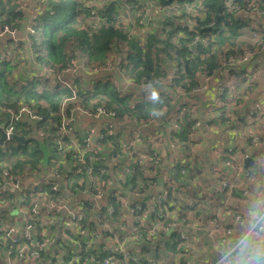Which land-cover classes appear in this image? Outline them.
Listing matches in <instances>:
<instances>
[{
    "label": "trees",
    "instance_id": "1",
    "mask_svg": "<svg viewBox=\"0 0 264 264\" xmlns=\"http://www.w3.org/2000/svg\"><path fill=\"white\" fill-rule=\"evenodd\" d=\"M21 5L35 10L28 15V10H17ZM25 25L35 31L30 35L34 51L29 56L23 45ZM4 26L16 30L21 42L17 44L8 35L0 37V125L6 130L11 127L12 134L23 136L25 140H10L0 146V224L9 227L18 224L16 233H19V227L28 221L19 215L22 209L34 208L37 204L43 212L51 203L70 202L76 218H61V224H70V227H59L56 222L46 226L47 230L56 229L52 231L50 244L56 235L66 236L57 239L52 248L62 250L61 264H102L105 255L99 248L104 246L101 243L105 238L101 242L98 238L105 233L100 232L98 224L114 227L112 233L103 237L118 236L121 240L126 235L116 224H142L135 235L144 240L147 234L153 233L156 224L164 221L168 213L165 208L176 209L177 220L185 218L187 223H192L190 216L202 215V224H214L209 219L215 216L211 205H217L221 208L220 216H226L220 222L222 227H234L232 246L246 234L253 211H250L252 203L248 200L251 197H243L241 192L259 189L264 193V182L259 178V173L264 175V148H260V158L252 157L260 162L256 171H249L251 178L243 180L242 186H235L230 192L206 180L204 163L189 157L187 148L199 144L194 138L196 132L205 142L217 128L224 140L214 137L220 156L213 160L211 170H220V179L226 173L221 161L242 165L251 138L264 135L254 129L264 112V104L258 109L261 101L253 104L251 112L244 108L245 113L240 114L243 99L250 93L249 85H253L252 69L246 72L244 69L250 63L255 66L263 53L259 49L264 42V0H0V31ZM244 50H251L253 57L240 63L242 71L235 74L230 58L238 60ZM10 52H15L16 56L12 58ZM31 60L42 68L51 69L53 77L31 79L29 73L35 71ZM72 60L76 70L73 82L63 76L67 74L65 70L72 68ZM116 60L119 63L114 67ZM100 66L111 69L90 73ZM113 70L116 72L111 73ZM226 74L230 78L242 77L241 80L233 79L236 85L233 86L224 80L228 79ZM244 79L249 82L244 83ZM62 80L72 88L61 83ZM206 82V91L193 94V89ZM239 85H244L242 90ZM153 86L162 89V103H153L148 98ZM217 91L218 95L222 91L218 102L204 96ZM23 107L30 108L43 120H31L22 113L19 119L12 121L11 114L5 111ZM202 107L206 112L198 113ZM71 109L74 116L68 115ZM154 110L164 115L153 117ZM59 111L71 119L67 124L73 127V136L62 134ZM197 113L207 117L220 114L200 125ZM103 117H110L113 122L102 121ZM76 120L84 122L81 128L86 131L80 139ZM120 123L124 125L123 130L116 127ZM89 126L98 129L93 133ZM146 127L150 130L143 136L140 128ZM109 128L113 132L107 136ZM118 131L127 134L120 135ZM220 140L224 143L218 145ZM135 141H138L136 146H129ZM152 142H163V147L157 149ZM171 143H175L173 153L180 152L179 157L171 154ZM201 148H207L210 158L214 157V148L206 143ZM135 155L158 163L166 157L175 165L167 169L157 164L155 170L154 166L134 160ZM162 169L175 176V182H160L157 172ZM153 171L155 174L149 178L148 173ZM191 172L194 174L189 178L196 185H190L185 179ZM200 173L204 175L200 180L207 187L200 185ZM7 174L17 176L18 188L8 184ZM31 176L36 180L25 185L23 181ZM156 183L160 191L165 188L169 193L161 204L149 203ZM211 188L221 194H215ZM93 194H98L100 199L93 202L89 197ZM123 200L128 205L139 202L143 210L130 215ZM179 200L184 202L183 209L177 206ZM95 204L100 205L101 210ZM79 205H83L82 211H78ZM14 206L17 210L13 214ZM108 206L113 207V214L109 213ZM236 215L241 216L242 224L233 223ZM30 222L39 225L33 233L42 240L41 219ZM166 229L161 230V234H165ZM188 235L194 234L188 232ZM250 235L233 251L232 257ZM220 238L219 231L214 242L207 239V244L198 248L207 252L206 255L202 258L193 254L194 264L206 260L205 264H213L221 254L228 252L230 245L222 244ZM91 240L93 244L90 245L87 242ZM160 241L161 244H154L150 239L144 244L140 242L141 249L133 252L142 258L138 264H189L184 258L189 240L183 243L179 235L172 232L170 238L163 240L161 236ZM11 242V236L0 239V264L4 250L12 247ZM191 242L194 243L192 239ZM253 242H264V233L254 236ZM149 243L154 247L150 248ZM213 243L221 252L213 250ZM182 244L186 246L181 247ZM179 251L182 255L174 260ZM146 254L151 257L150 261ZM232 264L238 262L232 260ZM260 264H264L261 256Z\"/></svg>",
    "mask_w": 264,
    "mask_h": 264
},
{
    "label": "built area",
    "instance_id": "2",
    "mask_svg": "<svg viewBox=\"0 0 264 264\" xmlns=\"http://www.w3.org/2000/svg\"><path fill=\"white\" fill-rule=\"evenodd\" d=\"M27 28L29 29L30 27H27ZM2 35H8L10 36L12 40H14V37H16V35L18 36V32H16L15 30H9L7 26H4L3 30L0 31V37H2ZM27 35L30 36L31 34H29L27 30H25L24 38ZM261 46H262V49H264V42ZM250 56H251L250 54L244 55L243 59L241 60V63H245L250 58ZM71 63H72V68L65 70L66 73L67 72L74 73L76 71L75 63L74 62H71ZM230 63L235 64L234 58L232 57L230 58ZM106 71H109L108 67L101 68V69L93 68L91 69L90 73L95 74V73H101V72H106ZM206 89H207V82L201 85L200 87L193 89V92L195 91L204 92L206 91ZM24 111H26V108L24 107L20 108L19 113L20 112L25 113ZM28 118L31 120H35V119H39L40 117L34 114V118H30V117ZM61 123H62L61 125H63L62 117H61ZM8 135H12L11 129H8ZM261 145H264V138L258 135H254L251 138L249 144L247 145L248 151L245 154L244 159L249 158V157L252 158L253 156L258 157L260 155L259 149L261 148L260 147ZM221 165L224 168H226V173L220 179L217 180L220 190H227L230 192L231 190H233V188L238 183L242 182L243 180H246L249 176V172L247 170H244L241 165L233 163L230 160H226V161L222 160ZM263 169H264V165H263ZM5 177L8 180V184L10 186L14 188H18L20 180L17 178V176H10L9 174H7V176L5 175ZM262 181L264 182V180ZM52 190L53 191L56 190V187H52ZM82 193H84V191H82ZM168 195H169L168 190L163 188L158 194H155L152 196L149 203L161 204L167 199ZM241 195L243 197L245 196L251 197L254 200V202L257 205H259L260 210L258 211V214H259L258 219L256 221L252 220L251 222V224L253 223L256 224V227L252 229V232H258L259 235L264 233V230H262L264 229V193H261L259 189H257L256 192H255V189H244L241 192ZM89 197L91 198V200H93V202L100 199L98 194H93V195H90ZM122 204L127 207V209L129 210L127 211L129 212L130 215L134 214L136 211L143 210V206L139 202H135L133 205H128L126 200H123ZM95 205L99 207V210H101L100 205L98 204H95ZM48 207L49 208H47L45 211L42 212L40 211L41 207L35 204L34 208L30 209L29 215H26L25 214L26 211L24 210L19 212V215H22L28 220L26 224H23L19 227V230H20L19 233H16V227L18 224H13L12 226L8 228V230H5L4 224H0V239L4 240L7 237L11 236L12 242H13L12 247L9 249H5L2 254L4 257L5 264H61L63 252L58 250L57 248L56 250H52L50 248L52 246H49L50 243L48 241L52 238L53 234L52 232H49L47 230L46 226H49L50 224H42L43 228L41 230V237H40L42 240H40V239H37V237L33 233L35 230V227L39 228V225L37 226L36 222L34 224V223H31L30 221L34 220L35 218H36V221H39L40 220V218L38 217L39 215H42L48 219L52 218L53 216L63 215L67 217L69 216L72 220L76 218V215H75V212L71 208L70 202L51 203ZM82 209H83V205H79L78 211L79 210L82 211ZM108 210H109V213L113 214L114 212L113 207L108 206ZM220 214H218L217 218L219 217L218 220L222 222V220L225 219L226 216H220ZM240 217H241L240 215H236L235 218H233V223L235 224L239 223L238 225L242 224V220ZM97 219L100 221L99 216H97ZM186 222L187 221L185 218H182L180 220L176 219V222L175 221L173 222L174 224L168 225L169 228L174 229L169 232H176L179 235V238L180 240H182V242L188 240L189 238L188 232H192L194 234L192 235L193 238L196 236L203 237V238L206 237L205 238L206 240L208 239L209 241H211L209 237L211 238L213 237L212 242H214V239L218 236L219 231H220L221 243L230 245V249L228 250V252L221 254L219 259L213 264H225V262H228V264H232L231 258L233 255V251L250 234V231L248 230L246 234L244 235V237H242L234 246H232V243L235 240L233 237L234 227H227L224 229L222 227V224L220 222L218 223L216 220L213 222L214 224L211 225L212 227L210 229L207 226L209 224H204L205 228L203 229L201 228L194 229V227L196 226H189ZM65 225H66V228L70 227V224H65ZM129 225H131V227ZM129 225L128 224H116L117 227L123 230L125 235L136 236L135 232L142 228V224H139V223L134 226L133 224H129ZM98 227L100 229V232L105 233V234L112 233L113 228H114L113 226L106 224V223L98 224ZM192 230H197V231L202 230L204 232V235L201 236L197 233H194ZM105 234H103V236H105ZM65 237L66 236L63 235V238ZM63 238L60 235H56L53 238L51 245L52 244L56 245V240L63 239ZM104 238H105L104 246L102 248H99L100 251L104 253L105 255L101 261L102 264H127L129 262L131 264H138L139 260L131 256L130 253L127 252L129 249L127 250L126 248L127 242L125 239L121 240L118 236H113L110 238L104 237ZM69 241H72V239L69 238ZM87 243L91 245L93 244V241L91 240ZM118 245H120V248L122 251L121 253L122 259H116L117 257L120 256V252L117 249ZM213 246L216 247L214 243H213ZM41 252H44V253L40 254ZM219 252H221V249L219 250ZM113 255H115V257ZM261 257L264 258V255H261Z\"/></svg>",
    "mask_w": 264,
    "mask_h": 264
},
{
    "label": "rangeland",
    "instance_id": "3",
    "mask_svg": "<svg viewBox=\"0 0 264 264\" xmlns=\"http://www.w3.org/2000/svg\"><path fill=\"white\" fill-rule=\"evenodd\" d=\"M20 9H22V10H24L25 12L27 11L28 12V15H29V13H32V12H34V8H31V7H29V8H27V7H24V5H21V6H19L18 8H17V10H20ZM150 12H149V10L147 11V15L149 14ZM155 16H157V15H155ZM95 19H97V17L95 18ZM96 21V20H95ZM98 21V20H97ZM125 22V21H124ZM30 28H32V27H30ZM28 29L27 27H26V25L24 26V31L25 30H27L28 32H29V34H31V35H34L35 34V32L32 30V29ZM145 30V29H144ZM16 31V30H15ZM18 31V30H17ZM31 31H33V32H31ZM132 33H133V31H131ZM136 33L138 32V30H136L135 31ZM134 32V33H135ZM141 34H143L142 33V31H141ZM29 35H27L25 38H24V43H23V45H25V50L27 51V53H28V56L29 55H32V52L34 51V49L32 48V45H33V41H31L30 39H29ZM14 40H15V42L17 43V44H19L20 42H21V40L19 39V37L16 35V37H14ZM5 43H2V45H4ZM259 50H264V49H262V46L260 47V49ZM20 53H21V51H20ZM251 55L250 56V58L247 60V61H249V60H251V58L253 57V52L251 51V50H244L243 52H242V55L240 56V58L238 59V60H235V64H234V72H235V74H239L242 70H240V66H239V64L241 63V60L243 59V57H244V55ZM10 55L12 56V58H14L15 56H16V53L15 52H10ZM246 61V62H247ZM72 62H75L74 60H72ZM117 63H119V60H116L115 62H114V64L112 65V66H114L115 67V65L117 64ZM31 65H32V69H34L35 68V71L34 72H32V73H29V76H30V78L32 79L33 77H39V78H43V79H45V80H47L48 78H50V75L53 77V74H51V69H49V68H44L45 66H43V68H42V66H40L37 62H35L34 60H31ZM22 66H24V65H22ZM108 66H100V67H97V69H101V68H107ZM109 69H111V68H109ZM245 70V72L247 71V69H244ZM30 72V71H29ZM114 72H116L115 70H113V71H111V73H114ZM228 73H230V72H228ZM95 74H97V73H95ZM63 75V74H62ZM224 76H225V72H224V74H223ZM63 76H67L69 79H71V81H72V79H74V78H72V76H73V73H70V72H67V74L66 75H63ZM226 76L228 77V79H226V78H224V80L226 81V83L228 84V83H231V84H233V86H236V85H234L235 84V82L233 81V79H240L242 76H238V77H233V78H230V76H228L227 74H226ZM241 80V79H240ZM248 79H244V83H248ZM73 82V81H72ZM50 83H52V81L50 82ZM61 83H64V84H66L67 86H69L70 88H72V85H70L69 83H67V81L66 80H62L61 81ZM129 85L130 84H128L127 86L129 87ZM131 86V85H130ZM240 87H241V90H242V88L244 87V85H239ZM233 89V88H232ZM193 94H198L196 91L193 93ZM222 94V91H220L219 92V95H221ZM218 95V91L217 92H214L212 95L211 94H209V95H204L205 97H207V98H210V99H212V100H214V101H216V102H218L219 101V99H220V96ZM262 104L263 103H261L260 105H259V108L260 107H262ZM24 108H26V107H24ZM19 110L20 109H18V110H16L15 111V109H13V108H10V109H6L5 111H7V112H9V113H11V116H12V118H11V120L13 121V120H16V119H19V117L21 116V113L22 112H20L19 113ZM69 111V116L71 115V116H74V112H72L73 111V109H71V111L70 110H68ZM200 111H203L204 113L206 112V109H205V107H202V108H200L199 109V111H198V113L200 112ZM25 112V116H28V117H30V118H34V114L35 113H33L32 112V110L30 109V108H26V111H24ZM198 113L196 114V116H197V120L199 121V123H200V125H203L204 124V122L206 121V120H208V119H210V117H215L216 115H219L220 113H216V114H214V115H211L210 117H207V115H198ZM36 115V114H35ZM59 116H61L62 117V122H63V125H61V130H62V134H64V136L65 137H71V136H73V135H71V133L73 132V134H74V129H73V127H69V125L67 124L68 123V121H71V119L69 120V117L67 118V116L64 114V113H62L61 111H59V114H58ZM102 115V114H101ZM51 116H53V115H51ZM102 116H104V115H102ZM105 119H107L108 121H112L113 122V120L110 118V117H103L101 120L103 121V120H105ZM40 120H43V119H41V118H39L38 119V121H40ZM73 120H75V119H73ZM261 120H264V112H263V115L257 120V122H259V121H261ZM76 123H77V125H76V130H78V131H80L81 133H78L77 131H75V132H77L78 133V138L80 139L81 138V136L83 135H85V133H86V131H83V128H81L82 126L81 125H83L84 124V122H78V120H76ZM124 125H123V123H120L119 125H116V127L118 128V129H120V130H123L124 129V127H123ZM87 127V125L85 126V128ZM204 127V126H203ZM9 129H11V131H12V128L10 127ZM89 129L90 130H93V133H94V131L95 130H97V129H95L94 130V127H92V126H89ZM141 130H142V132H143V136H145L148 132H149V127H146V128H140ZM3 131L8 135V130H6L5 128H3ZM113 131H112V128L110 129L109 128V130H108V133H107V136H110L111 134L110 133H112ZM119 133H120V135H122V134H127V132L125 131V132H121V131H118ZM81 135V136H80ZM95 135V134H94ZM82 136V137H83ZM96 136V135H95ZM258 136H261L262 138H264V135L263 134H260V135H258ZM8 138H7V140H5V142H4V144L6 143V142H9L11 139H10V137H9V135L7 136ZM214 137H219V138H221L222 137V135L220 134V131L217 129V128H214L213 129V131L211 132V134L206 138V141L204 142V139H203V136H201L200 137V135L196 132L195 133V136H194V138H195V140H199V144H197L196 146H193V147H188L187 148V150H188V156L189 157H194L195 158V160L198 162H203L204 163V169H205V178H206V180H208L209 182H211V180H210V176H212V174L214 173V172H212V170H211V166H212V162H213V160L216 158V157H219L220 156V151L217 149V148H215V145H216V141H215V139H214ZM125 139V138H124ZM152 139H154L153 138V136H152ZM62 140V137L61 138H59V143H60V141ZM212 141V144L210 143ZM160 143L161 142H152V144H153V146L155 147V148H157V149H160V148H162L161 147V145H160ZM203 143H206L207 144V146L208 147H211V148H214L213 149V151H212V153H213V155H214V157L213 158H210V156L208 155V153H207V148H201L202 147V145H203ZM224 143V141H222V140H220V143L218 144V145H220V144H223ZM138 144V141H135V142H133V144L132 145H129V146H136ZM170 146H171V154L173 155V157H179L180 156V152H178V155H175L174 153H173V149H175V143H171L170 144ZM200 146V147H199ZM156 154V153H155ZM245 156V155H244ZM250 159H251V157H249ZM134 160H136V161H139L140 163H143V162H145V164L147 165V166H154V168L157 166V164H160V165H165L166 166V168L167 169H170L171 167H173L175 164H172L171 162H170V159H165L164 158V160L163 161H161V162H159L158 163V161L157 160H154V161H146V160H144L143 159V157H140L139 155H137V157H136V155H135V157L133 158ZM159 165V166H160ZM238 165H240V164H238ZM194 172H196V171H194ZM194 172H191V173H188V177H185V179L187 180V181H189L190 183V185H196V182H194L193 180H191L190 178H189V176L191 177H193V174H194ZM158 179H162V180H164V182H166L167 180H173L174 182H175V176H171L165 169H162V170H158ZM164 173H167V176H164ZM149 174V178H151V176L153 175V174H155V172L153 171V173L151 172V173H148ZM147 174V175H148ZM202 176H204L202 173H200L199 174V179L198 180H200V179H202ZM214 176V175H213ZM264 177V176H263ZM30 178V177H29ZM249 178H251V176H248V178L246 179V180H249ZM27 179V178H26ZM25 179V180H26ZM219 179V177H217V178H213L212 179V182H216L217 180ZM194 180H196L195 178H194ZM170 181V182H171ZM23 183H24V181H23ZM199 183H200V185L202 186V187H207L206 186V184H205V182L204 181H202V180H200L199 181ZM187 184H188V182H187ZM29 185V184H28ZM242 186V183L240 182V183H238L236 186ZM141 186H143V185H141ZM217 187L219 188V185H218V183H217ZM100 189V188H99ZM207 189H209V188H207ZM205 190V189H204ZM210 191H212V192H214L215 194H217V192L213 189V188H211L210 189ZM218 192H220V190H218ZM221 193H218L217 195H220ZM174 199V198H173ZM184 202L182 201V200H179V203L177 204V206L179 207V208H182L183 209V206H184V204H183ZM210 203H212V202H210ZM208 205V204H207ZM30 209H33V208H30ZM30 209L29 208H25V209H22V210H24V211H26L25 212V214L26 215H29L30 214ZM16 210H17V206H14L13 208H12V210H11V212L14 214V213H16ZM164 211L165 212H171V209H169V208H165L164 209ZM211 211H212V214H215V216L212 218V217H210L209 219L211 220V221H216L217 220V222L219 223L220 221L218 220V218H217V216H218V214H220V211H221V208L220 207H218L217 205H211ZM212 214H211V216H212ZM58 216V215H57ZM40 219H41V223L40 224H54L53 222H56L57 223V218H54L55 216H53L52 218H50V219H48V218H45L44 216H42V215H39L38 216ZM202 217V215H199V217H194V216H190L189 218L190 219H192L191 221H192V223L191 222H189V223H187L189 226H196V227H202L204 224H202L201 223V220H200V218ZM169 218V213L168 214H166L165 216H164V220H167ZM60 220V222H61V219H59ZM158 224H170V223H163V222H159ZM207 224H209V225H207L208 227H209V229L212 227L211 225H212V223L211 222H209V223H207ZM211 224V225H210ZM56 225V224H55ZM4 228H9V225L8 224H5L4 225ZM157 228V227H156ZM159 228H161V226L159 227ZM244 237V236H243ZM206 238V237H205ZM103 239H104V237H103V235H100L99 236V238H98V241L99 242H101V241H103ZM204 241H205V239H203ZM101 244H104V243H101ZM154 244H157V243H154ZM205 244H206V242L204 243L202 240H198V244H196V246H197V248H201V247H204L205 246ZM184 246H186V244H182L181 245V247H184ZM150 248L151 247H154V245L153 244H151L150 246H149ZM117 249L119 250V252H120V256L119 257H117L116 259H122L121 258V253H122V251H121V248H120V245H118V247H117ZM195 250V249H194ZM157 251V249H154V252H156ZM180 254L182 255V253L181 252H179L178 254H177V256L175 255V258H174V260L175 259H178L179 257H180ZM1 256V255H0ZM114 257H115V255H113ZM147 256V255H146ZM138 258H141V257H138ZM148 258H151L150 256H148ZM147 258V259H148ZM2 262H4V257H3V255H2ZM4 264H5V262H4ZM127 264H131L130 262L129 263H127Z\"/></svg>",
    "mask_w": 264,
    "mask_h": 264
},
{
    "label": "crops",
    "instance_id": "4",
    "mask_svg": "<svg viewBox=\"0 0 264 264\" xmlns=\"http://www.w3.org/2000/svg\"><path fill=\"white\" fill-rule=\"evenodd\" d=\"M261 52H263L262 53V57H259L258 56V58L260 59V61L254 66V64H248L247 66H246V68H247V70H251V72H252V74H251V76H252V79H251V82L253 83V85H249V88H250V93L248 94V95H245V97H244V99H243V102H242V104H241V108H240V114H243V113H245L244 111V108L246 109V110H248L249 109V112H251L252 110H251V108H253V104H256V103H258L259 101H261L263 104H264V102H263V100H264V50H261ZM245 68V69H246ZM242 69V65L240 66V70ZM249 82V81H248ZM251 83V84H252ZM244 102H245V104H244ZM262 104V105H263ZM251 114V113H250ZM259 124L258 125H256V126H254V129H255V131H257L258 133L259 132H263L264 133V127H262L261 125L263 124L264 125V120H262V121H260V122H258ZM203 129H204V127H203ZM204 134V133H203ZM221 139H223V138H221ZM224 140V139H223ZM160 145H161V147H163V142H161L160 143ZM260 147H262V149L264 148V145H261ZM259 150H261V149H259ZM262 156V153H261V151H260V155L258 156V158H260ZM258 158H255L254 160H253V158H251V160L253 161V163H252V165H248L247 167H244V161H242L243 163H242V167H243V169L244 170H247L248 172L249 171H251V170H257V166L259 165V159ZM165 159H167L166 157H165ZM169 159V158H168ZM215 163H216V165H217V168H220V166H218V162L217 161H215ZM161 166V165H160ZM160 166H158V167H160ZM158 167L157 168H154L155 170H157L158 169ZM214 167H215V165H214ZM250 168V169H249ZM214 175V176H213ZM220 175V170H218V171H214V173L212 174V176H210V180L212 181V179L214 178H217L218 176ZM259 178H260V181H262V180H264V175H262V173H259ZM159 181L160 182H162V181H164V180H160L159 179ZM169 181V180H168ZM215 186H217L216 184L218 183L217 181L216 182H212ZM160 192V189H159V187H157V183H156V186H155V188L152 190V195H155V194H158L159 192ZM257 191V189H255V192ZM261 191V190H260ZM262 192V191H261ZM249 201H251V209L252 210H250V211H256L257 213H258V211L260 210V207H259V205H257L255 202H254V200L252 199V198H249L248 199ZM169 213V218L167 219V220H169V222H167V223H170V224H174L173 222L175 221L176 222V219H177V217H176V213H177V210L176 209H173V210H171V212H168ZM167 213V214H168ZM54 218H57V223H56V225L57 226H59V227H63L65 224H61V222H60V220L59 219H61V218H63V215H58V216H55ZM165 221L166 220H164L163 221V223H165ZM157 225V228H154L153 230H152V232L153 233H150V234H147L145 237H144V240H143V237H141V238H139V237H137V236H133V235H126L125 236V240H126V242H127V244H126V247H128L129 248V250L127 251V252H129L130 253V255L131 256H133V257H135V258H137L138 260H141L142 258H138V257H141L140 255L139 256H137V255H134L133 254V252L136 250L137 251V253H138V251L141 249V247L143 246H140V242H142L143 241V244H144V242H145V240H148V239H150V241H152V243L153 242H157V243H162V241H160V239H161V236L163 237V240L164 239H167V238H170V236H171V233L172 232H169V231H171V230H174L173 228H169V224H156ZM161 226V228H159ZM167 227V229H166V232H165V234L163 233V234H161L162 233V231H164L165 230V228ZM201 229H203V228H205L204 227V225L202 226V227H200ZM199 227H194V229H200ZM183 229V228H182ZM155 230H157L158 232L157 233H155ZM162 230V231H161ZM48 231L49 232H56V229H50V228H48ZM194 233H197V234H199V235H201V236H203L204 235V232L202 231V230H200V231H197V230H192ZM167 233V234H166ZM151 234H153L152 236H151ZM211 240L213 239V237L211 238V237H209ZM191 239L194 241V243H192L191 242ZM202 240L204 243L206 242V244H207V240L205 239V238H203V237H199V236H196V237H190L189 236V238H188V243H187V246H186V253H185V255H184V258H185V260L186 261H189V264H194V262H195V260H196V258L193 256V254H195V255H197V256H199V257H202L203 258V255H206V253L207 252H201L198 248H197V246H196V244H198V240ZM203 239H205V241L203 240ZM171 242H172V240H171ZM205 244V245H206ZM148 245H150V243L148 244ZM49 246H52V247H50L51 249L52 248H54L55 247V244H49ZM202 248V247H201ZM195 249V250H194ZM58 250H60V251H62L61 249H59L58 248ZM199 250V251H198ZM213 250H215V251H217V252H219V250L220 249H217V246L213 249ZM180 252V251H179ZM147 255V254H146ZM148 256L149 255H147L146 256V259L148 258ZM191 256H193V258L192 259H190V257ZM149 259V261H150V258H148ZM207 261V260H206ZM206 261L205 262H202L201 264H205L206 263ZM165 262H167V259L165 260ZM2 264H4V262H2ZM150 264V263H149Z\"/></svg>",
    "mask_w": 264,
    "mask_h": 264
},
{
    "label": "clouds",
    "instance_id": "5",
    "mask_svg": "<svg viewBox=\"0 0 264 264\" xmlns=\"http://www.w3.org/2000/svg\"><path fill=\"white\" fill-rule=\"evenodd\" d=\"M161 91V88L153 86L148 93V98L153 103H162L163 101L161 99ZM151 115L153 117H162L164 113L160 110H154ZM251 215L253 221H256L258 219L259 214L255 210ZM255 227V223L249 226L251 235L247 240L243 242L242 246L239 248V251L236 252L235 256L231 258L232 260H236L238 264H250V262H252V264H260V256L264 255V242H260L259 244L253 242V237L259 235L258 232H252V229ZM225 264H228V262H225Z\"/></svg>",
    "mask_w": 264,
    "mask_h": 264
},
{
    "label": "water",
    "instance_id": "6",
    "mask_svg": "<svg viewBox=\"0 0 264 264\" xmlns=\"http://www.w3.org/2000/svg\"><path fill=\"white\" fill-rule=\"evenodd\" d=\"M3 128H4V125L1 124L0 125V146H3L4 145V142L5 140H7V134L3 131ZM10 139L11 140H14L16 142H24V137L23 136H17V135H9ZM253 161L250 159V158H245L244 159V167H247L248 165H252ZM36 180V177L35 176H31L30 178H27L25 181H24V184L26 185V183H29V182H34Z\"/></svg>",
    "mask_w": 264,
    "mask_h": 264
}]
</instances>
